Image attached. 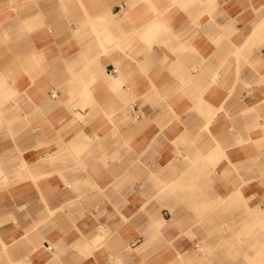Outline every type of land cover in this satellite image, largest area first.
I'll list each match as a JSON object with an SVG mask.
<instances>
[{"label": "crops", "instance_id": "obj_1", "mask_svg": "<svg viewBox=\"0 0 264 264\" xmlns=\"http://www.w3.org/2000/svg\"><path fill=\"white\" fill-rule=\"evenodd\" d=\"M213 202L264 203V0H0V264H196Z\"/></svg>", "mask_w": 264, "mask_h": 264}, {"label": "rangeland", "instance_id": "obj_2", "mask_svg": "<svg viewBox=\"0 0 264 264\" xmlns=\"http://www.w3.org/2000/svg\"><path fill=\"white\" fill-rule=\"evenodd\" d=\"M178 191L181 193L186 189L179 188ZM262 205L264 203H253L252 221L246 216L241 219L240 213L235 212L231 205L222 202L211 203L209 212L204 213V218L201 204L189 205L192 209L196 207L193 213L200 216L195 219L194 226L200 234L202 230L206 234L204 238L201 235L198 236L197 242L200 246L195 252L197 253L196 264H234L235 261L248 264L249 251L244 249H249L250 242L254 243L255 240L261 242H258V245L253 244V262H257V259L264 255V216L262 212L260 213ZM251 233L256 239L253 240ZM202 240L204 243H201ZM235 248H241L242 251L235 252ZM185 260L182 258V263H185Z\"/></svg>", "mask_w": 264, "mask_h": 264}, {"label": "bare ground", "instance_id": "obj_3", "mask_svg": "<svg viewBox=\"0 0 264 264\" xmlns=\"http://www.w3.org/2000/svg\"><path fill=\"white\" fill-rule=\"evenodd\" d=\"M228 163V162H227ZM260 243V242H259ZM258 244V243H257Z\"/></svg>", "mask_w": 264, "mask_h": 264}, {"label": "built area", "instance_id": "obj_4", "mask_svg": "<svg viewBox=\"0 0 264 264\" xmlns=\"http://www.w3.org/2000/svg\"><path fill=\"white\" fill-rule=\"evenodd\" d=\"M53 96H55V95H53Z\"/></svg>", "mask_w": 264, "mask_h": 264}]
</instances>
